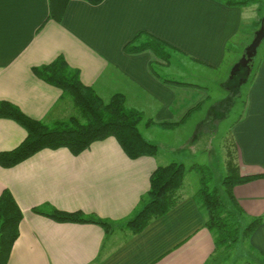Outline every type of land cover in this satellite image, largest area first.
Returning a JSON list of instances; mask_svg holds the SVG:
<instances>
[{
  "label": "crops",
  "instance_id": "obj_1",
  "mask_svg": "<svg viewBox=\"0 0 264 264\" xmlns=\"http://www.w3.org/2000/svg\"><path fill=\"white\" fill-rule=\"evenodd\" d=\"M260 2L69 0L56 20L50 0H0V100L35 119L67 118L72 99L32 70L62 55L103 99L122 94L129 108L159 121H177L207 99L203 106L213 111L202 124L216 130L223 111L207 85L175 77L166 71V58L149 50L133 53L127 45L143 32L183 53L184 62L213 71L228 64L229 73L261 23ZM259 60L248 83L245 112L233 127L242 175L264 174V51ZM26 136L18 122L0 118V151L15 148ZM169 162L159 153L130 158L110 136L78 155L65 147L44 148L13 167L0 165V195L10 189L23 211L8 264H208L217 251L196 198L198 173H191L192 184L186 181L169 212L140 232L125 228L147 201L152 173ZM234 193L247 214L264 217V178L238 185ZM45 204L95 214L116 228L106 234L95 223L58 222L34 211ZM249 245L264 254V222Z\"/></svg>",
  "mask_w": 264,
  "mask_h": 264
},
{
  "label": "trees",
  "instance_id": "obj_2",
  "mask_svg": "<svg viewBox=\"0 0 264 264\" xmlns=\"http://www.w3.org/2000/svg\"><path fill=\"white\" fill-rule=\"evenodd\" d=\"M99 4L103 0H86ZM69 0H50L51 17L61 20ZM231 3H252L254 0H228ZM264 42V41H263ZM172 47L166 41L146 33L137 34L127 45L130 52L152 51L158 58H168L161 50ZM260 48V47H259ZM259 51V49H258ZM258 55V52H257ZM256 55V56H257ZM252 66L241 67L226 82L230 95L221 101L222 105L232 104L244 84L252 80L256 73L255 60ZM168 60V59H167ZM152 63H156L153 61ZM251 68V69H250ZM35 75L45 82L60 88L63 95L69 96L78 108L79 114L68 118L45 121L27 115L17 104L0 100V118L18 122L27 131L26 138L11 150L0 151V165L13 167L44 148L65 147L78 155L95 141L115 137L130 158L156 156L157 144L148 140L139 129L143 112L129 108L124 95L116 94L109 100L103 99L92 86L86 85L80 70L69 65L62 55L47 64L34 66ZM207 101H199L181 119L149 121L167 128L176 129L188 120L193 110H199ZM234 101V100H233ZM235 147V146H234ZM237 148L234 149L236 155ZM232 154L226 163V173L221 187L211 186L210 167L194 164L193 169L200 175L201 187L196 198L206 211V227L212 233L215 251L231 250L239 241H247L253 232L264 222L262 216H250L240 206L234 196V187L259 178L264 174L242 175L236 156ZM234 155V156H233ZM186 165L184 162H170L159 165L150 177L147 201L130 218L125 226L137 233L142 231L156 217L169 212L181 199L179 190L184 184ZM34 211L58 222L95 223L103 227L106 234L114 231L115 223L109 219L82 211H65L45 204L34 207ZM23 211L10 189L5 188L0 195V264H8L13 245L20 235ZM260 257V258H258ZM255 264H264V254H259Z\"/></svg>",
  "mask_w": 264,
  "mask_h": 264
},
{
  "label": "rangeland",
  "instance_id": "obj_3",
  "mask_svg": "<svg viewBox=\"0 0 264 264\" xmlns=\"http://www.w3.org/2000/svg\"><path fill=\"white\" fill-rule=\"evenodd\" d=\"M259 1H261L259 4V10L260 17L262 19L264 15V0ZM261 23H259L260 25H258L257 29L261 26ZM161 51L162 52L159 54H166V57H168L167 59L170 62V66L166 69L167 72H171V74L175 77L182 76L192 82L207 85L208 93L212 94L215 98V103L223 101L230 95L226 82L231 77L233 66L229 70V73L227 71L229 68L228 64L224 67H218L216 71L209 70L208 68L202 69L201 66L197 64L190 63L189 61L188 63L184 62L183 59L186 58L185 55L176 50L174 47H167ZM263 51L264 42L259 48L255 65H257L258 61H260L259 59L261 58ZM218 76L226 79H222V81L218 80ZM203 77L207 79V81H203ZM248 83L243 85L240 92L242 95L238 96L236 99L234 98V101L232 100V104H230V106H227L229 104L222 105L224 102L217 104V106L222 109L223 113L220 127L216 130L207 131L206 124H202L205 123L210 109L213 111L212 107L209 105H206L205 107L203 106L204 109H201L199 112H194L186 122L181 124V128L177 131H174L172 128H167L166 126L159 125L158 123H148L152 120H159L151 118L147 113H143V120L139 123V129L143 136H145L148 140H151L150 138L153 139L151 142L158 145L159 154L163 155L166 160H170L172 162H184L186 165L184 184L179 190L181 197L183 196L182 189L186 184V181L189 180L192 184L193 179L191 178V173H197L195 169L192 168L194 164L208 165L211 170L210 173L212 174L210 185L221 187L222 191L224 190L221 182L226 173V163L229 156L231 157V152L234 154L235 148H237V153L235 152L236 155H234L238 161L239 153L236 142L233 140V127L245 112ZM69 108V115L66 114L67 116L65 115V117L68 118L71 115L79 114L78 108L73 103L71 105L69 104ZM234 196L239 203L235 193ZM125 228L127 227L125 226ZM257 257L258 253L253 247H251V245H249L248 239L247 241H239V243L231 250H218L210 259L208 264H255Z\"/></svg>",
  "mask_w": 264,
  "mask_h": 264
},
{
  "label": "water",
  "instance_id": "obj_4",
  "mask_svg": "<svg viewBox=\"0 0 264 264\" xmlns=\"http://www.w3.org/2000/svg\"><path fill=\"white\" fill-rule=\"evenodd\" d=\"M263 41H264V15L262 18L261 26L255 31L252 41L247 45L245 49V53L233 66L231 71V77H233L235 73L240 70L241 67L244 66L250 67L253 65L255 56L257 55L258 49L263 43Z\"/></svg>",
  "mask_w": 264,
  "mask_h": 264
}]
</instances>
